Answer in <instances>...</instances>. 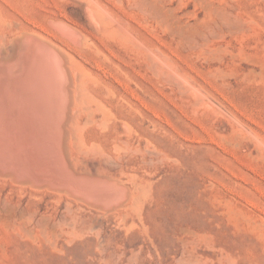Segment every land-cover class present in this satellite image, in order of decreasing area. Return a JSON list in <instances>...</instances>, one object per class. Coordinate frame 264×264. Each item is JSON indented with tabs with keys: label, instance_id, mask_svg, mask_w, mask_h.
<instances>
[{
	"label": "rangeland",
	"instance_id": "374dc122",
	"mask_svg": "<svg viewBox=\"0 0 264 264\" xmlns=\"http://www.w3.org/2000/svg\"><path fill=\"white\" fill-rule=\"evenodd\" d=\"M23 1L25 19L36 26L52 14L97 30L84 0ZM104 1L120 10L133 44L139 40L138 50L119 45L132 78L121 86L133 89L148 117L152 152L167 155L151 166L145 225L152 242L138 229L126 240L108 222L105 229L125 239L127 249L104 258L108 264H264V0H149L146 7ZM137 5L151 7L138 12ZM139 156L133 166L143 176ZM190 226L188 236L183 229ZM95 241L56 238L58 250L43 254L29 239L0 231V264H105L88 252Z\"/></svg>",
	"mask_w": 264,
	"mask_h": 264
},
{
	"label": "bare ground",
	"instance_id": "6f19581e",
	"mask_svg": "<svg viewBox=\"0 0 264 264\" xmlns=\"http://www.w3.org/2000/svg\"><path fill=\"white\" fill-rule=\"evenodd\" d=\"M84 1L96 31L52 14L36 26L23 0H0V231L43 254L58 250L56 238L94 237L89 254L108 264L104 256L125 252L135 229L152 242L151 166L167 155L152 152L148 117L121 86L132 78L119 45L139 40L116 7ZM135 154L146 175L134 171Z\"/></svg>",
	"mask_w": 264,
	"mask_h": 264
}]
</instances>
